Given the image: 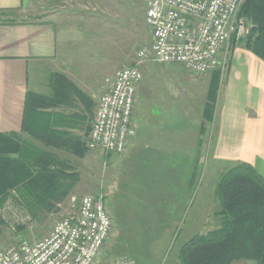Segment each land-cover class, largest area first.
<instances>
[{
	"label": "crops",
	"instance_id": "0c3cea01",
	"mask_svg": "<svg viewBox=\"0 0 264 264\" xmlns=\"http://www.w3.org/2000/svg\"><path fill=\"white\" fill-rule=\"evenodd\" d=\"M35 2L0 0V134L27 140L21 132L27 93L49 96L53 77L63 75L82 95L58 111L68 122L69 136L86 146L98 98L107 92L111 72L101 67L84 70L76 53L67 47L60 50L61 42L77 41L78 34L74 37L71 32L74 26L84 23L89 30L88 21L79 20L83 16L54 13L38 21L24 20L25 13L31 17ZM105 58L104 52L99 61ZM212 81L211 74L196 76L179 65L145 68L135 94L134 137L123 154L103 153L109 171L107 191L115 190L116 195L114 228L123 225L140 232L143 227L157 234L177 230L185 212L184 185L178 186L171 174L181 152L192 154L194 164L202 152L210 153L211 160L222 166L247 164L264 179V61L241 45L232 49L217 91L213 121L206 125ZM147 122L151 123L147 126ZM51 151L66 154L58 148ZM74 190L78 192L79 183ZM178 252L173 264H179Z\"/></svg>",
	"mask_w": 264,
	"mask_h": 264
},
{
	"label": "trees",
	"instance_id": "16d2710c",
	"mask_svg": "<svg viewBox=\"0 0 264 264\" xmlns=\"http://www.w3.org/2000/svg\"><path fill=\"white\" fill-rule=\"evenodd\" d=\"M238 16L253 27L238 42L232 36L230 51L241 45L264 61V0H245ZM210 74L213 81L205 105L206 125L213 121L221 81L219 70ZM76 95L82 93L69 79L53 77L51 95L27 93L21 132L28 139L0 134V213L8 202L11 207L15 203L33 221H39L58 213L60 204L72 194L79 173L51 150H65L79 159L89 152L87 145L69 136L68 122L58 111L69 107ZM214 199L218 226L185 242L178 252L179 264H264V179L250 165L233 164L219 176ZM4 226L0 219V234ZM16 231L24 232L25 227L17 225Z\"/></svg>",
	"mask_w": 264,
	"mask_h": 264
},
{
	"label": "rangeland",
	"instance_id": "374dc122",
	"mask_svg": "<svg viewBox=\"0 0 264 264\" xmlns=\"http://www.w3.org/2000/svg\"><path fill=\"white\" fill-rule=\"evenodd\" d=\"M46 1L36 0L30 13L31 17H27L28 12L25 13L23 19L38 21L40 16L54 13L83 16L79 20L81 22L87 20L86 26L89 25L87 26L89 30L85 29L84 23L74 26L71 32L74 37L78 34L77 41L70 45L61 42L59 48L62 50L67 47L76 53L81 58L80 66L84 70H89V68L98 70L101 67L102 70L104 68L105 71L111 72L108 80H111L120 69L134 65L137 51L142 47H148L151 43L150 29L145 21L146 8L150 0ZM231 38L222 50L219 66L215 70L221 72L223 80L229 64ZM104 52L106 55L104 62L99 61L100 55ZM107 54L110 58H107ZM154 65L149 62L142 65L143 78L145 68ZM135 117L134 104L131 118L134 130L136 128ZM149 123L151 122L144 124L148 126ZM59 155L69 161L79 173L78 192L74 190L77 183L72 194L60 204V211L39 221H33L23 208L17 207L15 203V206L11 207L8 202L0 213V219L6 225L0 234V250L21 242L33 243L48 236L57 222L78 211L79 201L84 196L101 195L105 199L103 202L108 215L112 222L115 221L114 198L116 195L115 190L107 191L109 187L106 181L109 171L105 168L104 163L107 158L103 152L89 150L82 159L69 154ZM200 155L199 163L194 164L192 154L181 152L176 154L172 164L174 171L171 175L175 176L176 184L184 185L181 199L185 205V212L182 221L178 223L177 230L157 234L148 230L149 228L143 230L144 228L140 227V232H132L131 228L123 225L120 228L117 226L114 228L113 225L112 233L103 247L98 264H112L116 258L121 256L127 257L132 264H145V262L152 261L159 262L158 264H173L179 248L185 242L195 235L205 234L218 226L215 216L217 205L214 199V189L219 176L229 166L214 163L208 152H202ZM159 170L162 174V170ZM17 225L25 227V231L17 232ZM120 252H125V254H119Z\"/></svg>",
	"mask_w": 264,
	"mask_h": 264
},
{
	"label": "built area",
	"instance_id": "2783aa9c",
	"mask_svg": "<svg viewBox=\"0 0 264 264\" xmlns=\"http://www.w3.org/2000/svg\"><path fill=\"white\" fill-rule=\"evenodd\" d=\"M245 0H150L145 21L151 43L140 48L134 65L120 69L98 98L88 137L89 150L121 155L135 131L131 123L136 88L147 62L179 65L196 76L219 66L229 39H244L252 24L238 12ZM113 223L101 195L84 196L78 211L61 219L48 236L0 250V264H98ZM112 264H132L124 256Z\"/></svg>",
	"mask_w": 264,
	"mask_h": 264
}]
</instances>
